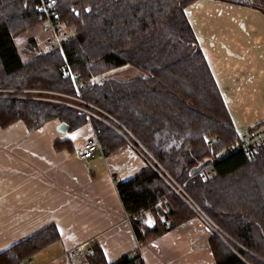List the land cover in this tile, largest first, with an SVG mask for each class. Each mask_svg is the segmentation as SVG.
<instances>
[{"label": "trees", "instance_id": "obj_1", "mask_svg": "<svg viewBox=\"0 0 264 264\" xmlns=\"http://www.w3.org/2000/svg\"><path fill=\"white\" fill-rule=\"evenodd\" d=\"M56 1L59 19L74 32L73 39L63 52L45 50L24 62L16 39L41 24L36 1L0 0V90L46 88L75 94V83L62 72L67 62L80 81L88 83L83 99L112 115L117 120L112 124L125 135L130 137L123 126L131 132L224 231L226 240L215 233L210 239L217 264H264V149L221 159L207 181L190 176L212 153L238 140L187 16V8L197 0ZM229 1L251 4L264 13V0ZM123 67L137 70L140 77L106 75ZM97 76L102 78L89 83ZM53 120L77 129L88 123V115L69 105L0 97L2 127L23 121L35 130ZM91 121L109 149L126 144L116 128L95 117ZM118 190L142 242L167 230L166 223L141 229L144 213L156 212L158 205L170 204L174 211L165 218L176 224L196 215L151 166L120 182ZM58 237L55 228H46L1 253L0 264H16ZM88 259L91 264H143L139 256L130 255L110 262L97 245Z\"/></svg>", "mask_w": 264, "mask_h": 264}, {"label": "crops", "instance_id": "obj_2", "mask_svg": "<svg viewBox=\"0 0 264 264\" xmlns=\"http://www.w3.org/2000/svg\"><path fill=\"white\" fill-rule=\"evenodd\" d=\"M186 12L238 133L264 123L262 10L197 0ZM91 118L77 129L59 120L35 130L23 121L0 125V254L53 227L58 239L20 259L24 264H70L67 252L92 242L110 262L138 248L143 264H217L210 245L214 232L197 215L153 239H138L118 184L149 165L125 137L117 150L105 145L107 157L79 158L85 142L98 136ZM165 220L157 211L145 212L141 229Z\"/></svg>", "mask_w": 264, "mask_h": 264}, {"label": "built area", "instance_id": "obj_3", "mask_svg": "<svg viewBox=\"0 0 264 264\" xmlns=\"http://www.w3.org/2000/svg\"><path fill=\"white\" fill-rule=\"evenodd\" d=\"M36 10L39 14V20L43 26V29L52 34V38L46 44V51H64L65 46L73 39L74 32L67 28L59 19V12L57 9V1L53 0H35ZM62 72L69 75L73 82L77 92L75 94H67L58 91L48 90L47 93L55 94L59 96L58 98L46 97L41 95L44 90L39 89H2L0 90V97H15V98H30L48 102H55L58 104L69 105L75 107L83 112H85L90 117H97L105 123L114 127V125L109 122L108 119L104 117L105 114L110 116L114 121L117 120L108 114L101 108L87 102L82 97V90L87 86L88 83L80 81V77L77 73L72 72L68 63L66 62L62 67ZM102 76H97L92 78L89 83H94L100 80ZM35 93V94H34ZM116 128V127H114ZM124 130L130 135V138L125 135L121 130L117 129L121 134L136 147L139 153L144 157L149 166H151L167 183L168 185L186 202V204L194 211V213L202 219V221L217 235H219L223 240L226 234L224 231L204 212V210L192 199V197L186 192L185 186L180 185L179 182L167 171V169L161 165L158 160L152 156V154L136 139V137L131 134L124 126ZM219 138L213 139L210 143L217 142ZM264 149V123L259 126L252 128L250 130H243L238 133V140L235 143L230 144L219 152H214L208 158L213 161V165L203 169L198 172L197 175L204 181H207L215 174V165L221 159L237 153L243 152L244 154L251 155L258 153ZM96 153L102 154L107 157L111 154L109 149L103 145L98 136L94 134L85 144L81 147L78 152L79 158L82 160H88L95 156ZM127 218L132 221V216L128 213ZM168 225L169 221L165 220ZM94 243L92 242L88 246H81L69 250L67 252L70 264H91L88 259L89 254L92 252V247ZM131 257H140L139 249H135L130 254ZM31 260H29L30 263ZM17 264H24L21 260Z\"/></svg>", "mask_w": 264, "mask_h": 264}, {"label": "rangeland", "instance_id": "obj_4", "mask_svg": "<svg viewBox=\"0 0 264 264\" xmlns=\"http://www.w3.org/2000/svg\"><path fill=\"white\" fill-rule=\"evenodd\" d=\"M51 38H52V34L46 31L45 29H43L42 24L35 25L34 27L29 28L27 31L17 36L16 44H17L22 60L24 62H28L32 60L35 56H37L39 53L45 51L46 44ZM140 75L141 73L138 72L137 70L131 69L129 67H124V68H121L119 73H115L113 77L120 79V80H128V79H132L135 77H140ZM28 89H31V88H28ZM36 89L44 90L45 92L41 93V95H44L46 97L48 96L52 98L59 97L55 94L47 93L48 90L46 88H36ZM63 93H66V92H63ZM51 103L57 104L55 102H51ZM180 185L183 186L184 184H180Z\"/></svg>", "mask_w": 264, "mask_h": 264}, {"label": "water", "instance_id": "obj_5", "mask_svg": "<svg viewBox=\"0 0 264 264\" xmlns=\"http://www.w3.org/2000/svg\"><path fill=\"white\" fill-rule=\"evenodd\" d=\"M212 165H213V161L211 159H207V160L201 162L198 166L194 167L190 171V176H195L198 172H200L203 169L208 168ZM156 210H157L158 214L163 218L166 217L167 215L171 214L174 211L173 209H171V206L169 203H166L165 206L158 205L156 207ZM140 221H143V217L140 219ZM175 227H176V223L170 222L169 225L167 226V230H171Z\"/></svg>", "mask_w": 264, "mask_h": 264}, {"label": "bare ground", "instance_id": "obj_6", "mask_svg": "<svg viewBox=\"0 0 264 264\" xmlns=\"http://www.w3.org/2000/svg\"><path fill=\"white\" fill-rule=\"evenodd\" d=\"M163 203V202H162ZM166 204V203H165ZM165 204H161V205H165ZM164 219H166L165 217H164ZM167 220V219H166ZM170 223V222H169ZM169 225V224H168ZM226 239V238H225Z\"/></svg>", "mask_w": 264, "mask_h": 264}, {"label": "snow or ice", "instance_id": "obj_7", "mask_svg": "<svg viewBox=\"0 0 264 264\" xmlns=\"http://www.w3.org/2000/svg\"><path fill=\"white\" fill-rule=\"evenodd\" d=\"M53 2H55V0H53Z\"/></svg>", "mask_w": 264, "mask_h": 264}]
</instances>
